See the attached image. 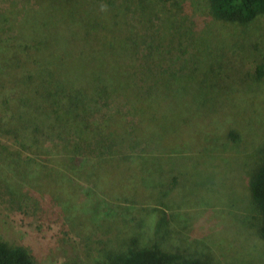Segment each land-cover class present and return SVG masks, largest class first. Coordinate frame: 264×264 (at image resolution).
I'll return each instance as SVG.
<instances>
[{
	"label": "trees",
	"instance_id": "trees-1",
	"mask_svg": "<svg viewBox=\"0 0 264 264\" xmlns=\"http://www.w3.org/2000/svg\"><path fill=\"white\" fill-rule=\"evenodd\" d=\"M140 1L141 4L138 0H124L127 8L112 2L113 14L105 23L88 11L77 9L71 18L79 32L78 38L59 51L45 50L31 41L22 54L6 51L0 56V134L11 138L17 147L4 148L12 160L13 178L8 180L12 186L17 180H25L30 162L23 160L24 151L41 155L45 165H39V171L54 164L77 181L87 177L98 179L107 173L106 159L116 157L114 152L120 151L118 154L122 155L123 147L133 149L128 131H135L137 135L142 131L147 138L141 152L147 153L145 148L148 147L152 149L148 157L129 150L130 153H125L130 161L129 170L120 171L116 164H109L110 180L97 192L98 196H94L100 198L91 208L93 220L108 219L99 215L102 202L111 206L112 210L101 205L112 214L116 210L115 215H109L112 221H105L106 228L110 227L111 232L116 230V241L105 242L104 248H109L108 251L104 252L101 262L93 264H205L186 251L187 242L183 245L174 240L177 229L171 226L164 211L171 207L181 210L190 204L187 199L191 198L192 191L184 192V187L190 182L191 173L206 169L202 158L200 164L198 161L205 150V138L201 127L197 130V126L205 123L207 113L210 136L216 138L213 134H220L225 146L243 149L249 126L240 127L244 117L237 112L243 113L247 105L238 107L236 101L248 84L264 81V43L259 49V44L245 36L264 17V0H203L204 14L209 20L196 25L195 31L200 34L191 33L180 8L175 12L173 9L158 11L150 9L156 0ZM128 12L133 15V24ZM190 40L191 47L197 51L190 57L191 62L181 61L182 64L177 65L163 55L162 51L168 53L173 47L181 51L183 42ZM231 48H234L233 55L226 57V50ZM137 74L142 75V81H136ZM115 95L127 96L141 105L149 116V123L139 130L134 123L123 124L124 118L118 114L109 118V125L113 119L118 120L119 135L109 132L112 127L104 129L108 116H103L102 110ZM233 111L236 116L231 114ZM253 112L247 114L249 120L255 119ZM263 130L258 135H262ZM191 144L195 146L193 156L186 163L183 161V167L180 159L185 157L177 153L187 152L184 148ZM164 145L167 148L164 149ZM252 146L244 151L248 153L257 147L255 143ZM170 148L174 149L173 154ZM87 149L89 153L101 155L102 159L92 163L91 171L87 170L89 163L81 166L82 152ZM257 150L261 160L258 158L246 190L255 212L247 216V223L241 220L240 224L250 236L254 228L264 241V143H260ZM55 156L57 159L52 160ZM230 160L232 158L228 157ZM238 163L237 160L232 163L233 170L239 168ZM180 165L184 170L178 169ZM130 167L137 168L140 175L148 172L156 181L138 182L133 178L137 175L136 169ZM238 174L239 171L237 178L242 176ZM41 178L35 182L36 188L51 196L46 189L55 188V182L48 180L44 184ZM216 182L213 179L207 191H211ZM204 184L202 182L201 187ZM63 186H60L62 192L67 191ZM195 190L201 191L197 187ZM129 208L133 211L132 219L127 216ZM153 217L158 222L148 226ZM120 224L122 230L116 227ZM169 227L174 232L169 231ZM119 243L123 247H119ZM0 264L38 263L25 248L0 240Z\"/></svg>",
	"mask_w": 264,
	"mask_h": 264
},
{
	"label": "rangeland",
	"instance_id": "rangeland-1",
	"mask_svg": "<svg viewBox=\"0 0 264 264\" xmlns=\"http://www.w3.org/2000/svg\"><path fill=\"white\" fill-rule=\"evenodd\" d=\"M172 1L156 0L150 9L164 12L173 9L172 11L175 12L176 8H180L182 15L187 18L191 33L200 34L195 31L196 25L201 23L203 25L205 20H209V17L204 14L203 0ZM112 2H114L113 5L121 4L123 8H127L124 0H0V56L4 55L6 51H16L22 54L31 41L36 42L45 50L59 51L72 39L78 38L79 32L71 18L77 9L88 11L96 20L105 23L113 14L110 6ZM137 3L141 4L142 2L138 0ZM131 14L127 13L129 21L133 24V15ZM136 26L139 27V24L136 23ZM194 38L197 39V36ZM245 38L259 44V49L263 47L261 43H264V17L261 18L257 27L251 28ZM191 44L192 40L184 41L181 51L177 52L173 47L168 53L165 50L162 52L164 56L172 60L173 64H182L179 62L190 61V57L197 54ZM230 45L233 46V43ZM233 50L234 48L227 49L225 56L231 57ZM214 56L217 57L218 53ZM134 77L136 81L143 80L140 74ZM113 98L102 110L103 116H108V119H105L108 121L104 124V129L108 130L112 127L109 132L119 135V123H116L118 120L113 119L112 125H109V118L118 114L124 118L123 124L133 125L132 123H134V125H138L139 130L149 123V116L141 105H136L133 100L124 95H115ZM240 98L237 99L236 106L247 105L242 109L243 113L237 112L244 117L240 127L249 126L242 144L243 149L241 150L240 146H237L236 149L231 145L225 146L221 141L222 135L220 134L215 133L213 135L217 137H211L207 132V127H210L207 122L209 118L207 113L204 116L205 119L207 118L204 120L205 123L197 126V130L201 127L202 134L204 132L203 138H205L203 142L205 150L198 156V161L200 164L202 158V165H205L206 169H198L191 173L190 182L184 187V192L192 191L191 198L187 199L190 200V204H186L185 208L181 210L171 207L164 211L166 217L168 216L171 220V226L177 229L174 240L179 244L187 242L188 245L183 243L186 251L196 258H200L205 264H264V241L254 228L250 230V236L240 224L241 220L247 223V216L254 215V213H250L251 211L255 212L246 190L248 179L261 160L257 149L260 143H264V130L262 135H258L260 130L264 129V81L248 84L241 91ZM248 111L255 112H253L255 119L249 120L247 114L250 113ZM237 113L231 112L233 116H236ZM211 125L214 127L213 123ZM128 132L130 143H134L133 149L128 146L123 147L122 155L118 154L120 151L114 152L116 157L106 159L105 170L107 173L102 174L98 179L97 177H87V179L77 181L73 175H67L66 171L54 164V166L49 165L48 169L39 171V165H45L41 155L24 151L22 158L29 160L30 165L26 169L25 180H17L13 182V186L8 180L13 178L10 172L12 160L8 158L4 148L13 150L17 147L11 138L0 134V240L25 248L38 264H93L94 261L102 260L104 252L109 249L104 248L105 242L116 241L114 239L116 230L111 232L110 227L106 228L105 223L106 220L109 222L113 218L110 216L115 215L116 210H113L115 213L112 214L108 209L105 208V210L101 207V205L107 206L112 210L111 206L104 205L102 202L99 215L108 216L106 217L108 219H101V221L92 219L91 208L98 204L97 198H100L94 196H98L97 192L100 193L110 180L107 166L116 164L117 168L120 167L118 168L120 171L129 170L130 161L126 159L127 152L130 153L129 150L139 153L138 156L144 158L148 157L152 150L148 147L145 148L147 153L141 152L144 149V140H146L147 134L142 135V131L138 135L135 131L129 130ZM116 134L115 138H117ZM252 143H255L254 147H257L248 153L245 152L244 149L249 145L253 147ZM193 144L184 148V151L187 152L177 153V155L181 154L182 157H185L180 159L183 167L190 156H193L195 147ZM165 148L167 146L164 145ZM170 151L173 154L174 149L170 148ZM82 156L81 166L89 163L87 170L90 171L92 165L96 164L98 160H102L101 155L97 156L96 152L89 153L88 149L82 152ZM164 156L170 157V159L172 157ZM228 157L232 158L230 160L232 163L236 160L239 162L238 169L233 170V165L228 161ZM54 159H57V156L52 158V160ZM182 166L178 167V169L181 168L180 171L184 170ZM133 169H136L135 173L139 175L138 177L137 175L133 176L138 182L144 179H148L150 182L151 179L153 182L156 181V178L150 176L148 172L145 171L140 175L137 168ZM222 171H224L223 175ZM230 171H232L234 179L230 176ZM237 171L242 174V176L238 174L240 179L236 176ZM40 177L44 184L48 180L55 182V188L47 187L48 189H46L51 196L47 197L36 188L35 182ZM213 179L218 182L214 184L211 191H207V187L213 183ZM201 181L205 183L203 187H201ZM62 184L67 191L62 192L60 189ZM195 187L201 191H196ZM105 201L108 202L106 199ZM127 211V216L132 219L133 211L131 208ZM222 211L228 215V218H225ZM174 214L175 217L172 218L171 215ZM208 217H212V219ZM196 218L198 220H195ZM157 222L158 220L153 217L150 224L147 225H155ZM135 224L136 222L132 225ZM116 227L118 230H122V224ZM170 230L173 231L171 227H169ZM152 234L153 230L151 229ZM119 247H123L122 243H119ZM121 249L126 250V248Z\"/></svg>",
	"mask_w": 264,
	"mask_h": 264
}]
</instances>
